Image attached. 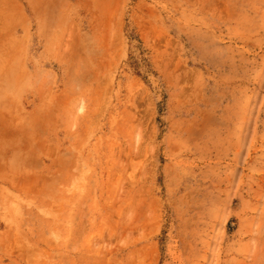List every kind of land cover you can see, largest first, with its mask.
Returning a JSON list of instances; mask_svg holds the SVG:
<instances>
[{"label":"rangeland","instance_id":"obj_1","mask_svg":"<svg viewBox=\"0 0 264 264\" xmlns=\"http://www.w3.org/2000/svg\"><path fill=\"white\" fill-rule=\"evenodd\" d=\"M0 264H264V0H0Z\"/></svg>","mask_w":264,"mask_h":264}]
</instances>
